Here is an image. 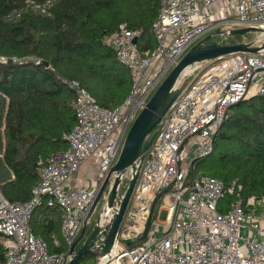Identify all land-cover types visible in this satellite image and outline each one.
Listing matches in <instances>:
<instances>
[{
    "label": "built area",
    "instance_id": "obj_1",
    "mask_svg": "<svg viewBox=\"0 0 264 264\" xmlns=\"http://www.w3.org/2000/svg\"><path fill=\"white\" fill-rule=\"evenodd\" d=\"M158 1L159 11L152 24L153 49L140 51L139 31L125 24L103 39L129 71L130 89L124 99L114 108L102 107L79 81H71L76 123L62 135L67 149L39 161L37 182L27 202H10L0 190V264L64 263L132 122L197 39L231 23L259 30L252 46L264 41V0ZM51 3L26 0L27 6L41 13H46ZM19 14L13 11L11 17ZM6 61L0 56V62ZM199 67L188 68L182 76L188 77ZM263 93L264 49L255 54L236 52L220 57L193 81L186 82L153 130L114 248L98 258L99 264H264V198L250 196L243 200L236 180L225 184L213 177L190 176L193 162L212 153L227 109ZM86 161H91L93 177L87 184L73 182L72 177ZM131 173L130 168L125 170L113 206L105 211L104 192L110 191L116 174L109 179L97 217L100 227L107 225L117 211L123 196L122 179L129 180ZM162 192L165 194L158 199V209L159 215H164V224L161 227L151 221L141 240L151 206ZM226 195L233 201L220 213L217 204ZM41 203L56 207L61 214L60 230L66 246L63 253H50L46 243L31 232L32 213Z\"/></svg>",
    "mask_w": 264,
    "mask_h": 264
},
{
    "label": "trees",
    "instance_id": "obj_2",
    "mask_svg": "<svg viewBox=\"0 0 264 264\" xmlns=\"http://www.w3.org/2000/svg\"><path fill=\"white\" fill-rule=\"evenodd\" d=\"M13 11H20L19 16L11 17ZM158 11V0H52L46 13L31 9L26 0H0V56L7 60L0 62V190L8 201L27 202L39 161L67 149L62 135L76 123L71 81H79L102 107L114 108L124 99L129 74L103 39L125 24L139 31L140 51L153 49L152 24ZM232 38L239 36L222 41L214 37L207 43H238ZM204 158L203 176L225 184L236 180L243 200L264 198V93L227 109L212 153ZM200 159L190 169L194 178ZM127 185L120 187V194ZM221 200L217 211L223 213L233 198ZM60 224L56 207L41 203L32 213L31 232L50 253L66 251ZM97 256L98 250L90 251L83 260L95 264Z\"/></svg>",
    "mask_w": 264,
    "mask_h": 264
},
{
    "label": "water",
    "instance_id": "obj_3",
    "mask_svg": "<svg viewBox=\"0 0 264 264\" xmlns=\"http://www.w3.org/2000/svg\"><path fill=\"white\" fill-rule=\"evenodd\" d=\"M257 31L259 30L255 27H238L226 31H220L217 29L195 42L183 54L177 64L168 72V74L164 77L150 98L147 100L145 106L140 110L132 122L122 144L118 158L115 164L110 168L93 203L91 204L81 231L69 249V256L67 257L68 260L67 262L64 261L63 264H79L85 255L90 251L98 250L99 257H102L104 255L110 254L113 250L116 233L132 194L139 167L153 138L151 133L159 124L162 117L168 111L176 98L186 87L185 81L181 84H179L178 81L185 71L196 64L213 61L231 53L245 52L255 54L258 51L264 49V41L258 46H252V42H242L229 45L225 43H207L208 40L211 37L218 35H244L246 33ZM42 64L45 67L48 66L47 62H43ZM128 168L131 169L132 173L129 178L128 185L119 202L118 209L112 215L110 222L107 225L100 227L96 219L87 236L81 241L83 236H85L87 233L89 227L87 221L90 218L95 206L101 199L109 179L113 174H116V176H114L112 187L107 193V199L105 201L104 207L105 211H108L113 206L120 179L125 170ZM164 194L165 192H162L161 194L157 195L156 199L154 200L145 224L144 231L140 237L141 240L145 239L150 228L155 203ZM161 217L164 218V215ZM80 241L81 243L77 247V244ZM95 264H99L98 260Z\"/></svg>",
    "mask_w": 264,
    "mask_h": 264
},
{
    "label": "rangeland",
    "instance_id": "obj_4",
    "mask_svg": "<svg viewBox=\"0 0 264 264\" xmlns=\"http://www.w3.org/2000/svg\"><path fill=\"white\" fill-rule=\"evenodd\" d=\"M239 26L238 25H235V24H226V25H223V26H221V29H220V31H226V30H229V29H234V28H238ZM209 33H211V32H209ZM209 33H207V34H209ZM207 34H205V35H203L202 37H200L199 39H197L195 42H197L198 40H200L201 38H203V37H205ZM229 36H239V38H232V39H234L235 41H237L238 43H242V42H251L254 38H255V36H256V33L255 32H250V33H246V34H244V35H228V34H224V35H218V36H214V37H218L221 41L224 39V40H228V37ZM214 37H211L210 39L212 40V38H214ZM209 39V40H210ZM219 39H218V41H219ZM194 42V43H195ZM227 42V41H226ZM181 58V57H180ZM210 62H213V61H209V62H204V63H200V67L197 69V70H195L191 75H189L188 77H183V76H181L180 78H179V84H181V83H183L184 81L185 82H187V83H189V82H191V81H193L196 77H197V75L201 72V70L202 69H204ZM123 66V65H122ZM124 67V66H123ZM125 68V67H124ZM126 69V68H125ZM126 71L128 72V74H129V71L126 69ZM189 71V69H187L186 70V72L185 73H187ZM129 79H130V74H129ZM130 82H131V80H130ZM206 160H207V158L205 159V158H202V159H200L199 161H196L195 162V165H196V169H195V171H194V176L196 177V178H198V177H200V176H203V175H206V170H205V166L207 165V163H206ZM93 173L91 172V175H92ZM127 183H128V178H123L122 179V182H121V186H123V187H125V185H127ZM105 194H107V190H105V192H104V195ZM227 196V195H226ZM222 201V200H221ZM160 203V202H159ZM161 203H163L162 202V200H161ZM103 205H104V199H103V196H102V198L99 200V202L97 203V205L95 206V208H94V210H93V212H92V214H91V216H90V218L88 219V221H87V223H88V232L90 231V229L92 228V226H93V224L95 223V221H96V219H97V217H98V215H99V213H100V211L102 210V207H103ZM159 210L160 209H156L155 210V219L153 220V223H155V224H158L159 226H163V224H164V221H163V218L159 215ZM88 232L85 234V236L83 237V239L87 236V234H88ZM158 232V231H157ZM79 246V245H78ZM77 246V247H78ZM118 249L119 250H122L123 248H122V246H118ZM98 258H99V251H98V256L95 258V261L96 260H98ZM67 260H68V258H66L65 259V261L67 262ZM83 260V259H82ZM84 262V263H83ZM81 264H85V263H89L88 262V260H86V261H81L80 262ZM79 263V264H80Z\"/></svg>",
    "mask_w": 264,
    "mask_h": 264
},
{
    "label": "crops",
    "instance_id": "obj_5",
    "mask_svg": "<svg viewBox=\"0 0 264 264\" xmlns=\"http://www.w3.org/2000/svg\"><path fill=\"white\" fill-rule=\"evenodd\" d=\"M94 170L91 166V161H86L79 169V171L72 177V181L75 183L87 184L94 174Z\"/></svg>",
    "mask_w": 264,
    "mask_h": 264
},
{
    "label": "flooded vegetation",
    "instance_id": "obj_6",
    "mask_svg": "<svg viewBox=\"0 0 264 264\" xmlns=\"http://www.w3.org/2000/svg\"><path fill=\"white\" fill-rule=\"evenodd\" d=\"M87 232H88V230H87ZM84 237V236H83ZM83 240V238L81 239V241ZM81 241L77 244V246L81 243Z\"/></svg>",
    "mask_w": 264,
    "mask_h": 264
}]
</instances>
